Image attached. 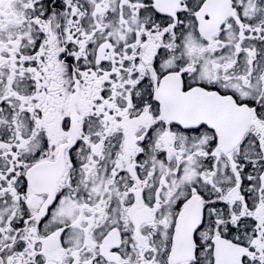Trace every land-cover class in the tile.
<instances>
[{
  "label": "snow or ice",
  "instance_id": "6c2138e0",
  "mask_svg": "<svg viewBox=\"0 0 264 264\" xmlns=\"http://www.w3.org/2000/svg\"><path fill=\"white\" fill-rule=\"evenodd\" d=\"M0 264H264V0H0Z\"/></svg>",
  "mask_w": 264,
  "mask_h": 264
}]
</instances>
